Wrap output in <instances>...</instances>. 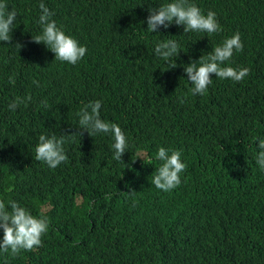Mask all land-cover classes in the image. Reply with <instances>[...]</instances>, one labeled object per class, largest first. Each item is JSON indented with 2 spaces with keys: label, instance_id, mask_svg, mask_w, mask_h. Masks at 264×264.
<instances>
[{
  "label": "trees",
  "instance_id": "16d2710c",
  "mask_svg": "<svg viewBox=\"0 0 264 264\" xmlns=\"http://www.w3.org/2000/svg\"><path fill=\"white\" fill-rule=\"evenodd\" d=\"M41 2L87 48L77 64L32 42ZM168 2L7 0L18 13L12 44L23 47L0 43V200L46 215L49 230L38 248L0 252V264H264V171L256 163L264 0H189L205 15L215 12L222 30L183 33L173 23L150 32L148 8ZM237 32L244 47L227 65L249 75L235 82L212 74L207 93L191 95L184 65ZM169 39L182 51L166 69L154 48ZM28 95L27 106L8 108ZM96 100L101 118L126 135L123 162L113 159L110 134L75 132L78 111ZM41 134L65 136L67 163L49 168L35 159ZM160 147L180 151L186 164L168 192L151 183Z\"/></svg>",
  "mask_w": 264,
  "mask_h": 264
},
{
  "label": "clouds",
  "instance_id": "9594fccd",
  "mask_svg": "<svg viewBox=\"0 0 264 264\" xmlns=\"http://www.w3.org/2000/svg\"><path fill=\"white\" fill-rule=\"evenodd\" d=\"M39 9L37 23L40 25L41 31L38 35H31L32 42L45 45L54 54L57 61L71 65L77 64L86 55L87 48L57 27L55 20L51 19L54 13L43 2L39 4ZM148 12L146 21L147 29L150 32H158L160 27L167 29L173 23L177 26L183 25V33H207L210 36L222 30L216 20L215 12L209 11L205 15L189 0H171L159 7L148 8ZM17 15L15 9H8L7 0H0V43L6 42L5 44L12 45L19 50L23 47L22 44L19 42L12 44V31L16 27L14 25H16ZM243 47L237 32L231 37L225 38L222 44L214 47L210 52L184 65V73L192 85L191 95L206 94L208 86L212 84V74L220 80L230 79L235 82L242 81L249 75L250 70L247 67L237 69L227 65L234 52L242 51ZM154 51L168 64L166 69L177 67L174 58L182 51L177 41L169 39L159 42ZM0 57L4 59L1 55ZM14 82V79L9 77V83ZM33 83L38 86L39 82L34 80ZM31 99L30 95L25 98H17L8 105V108L15 110L20 104L27 106V102ZM181 102L183 101L181 100ZM41 103L45 108L48 107L46 100ZM101 106L99 100L84 105L77 113L78 130L75 132L79 136L83 132H87L91 137L98 133L110 134L114 140L111 146L114 150L113 159L122 161V155L129 147L128 140L116 123L101 118ZM65 142L64 135L59 137L55 134L39 135L38 143L35 146V159L44 162L49 168H56L61 163H67ZM258 147L260 151L256 156V163L264 171V140L258 142ZM137 157L142 160L139 155ZM155 158L162 163L156 169L151 183L164 192L179 186L181 173L186 170V164L181 159V152L160 147ZM110 196L111 194H108L105 199H109ZM0 229L3 231L2 239H0V252L8 253L10 251V254L15 257L21 250L31 251L42 246L41 238L49 230V220L46 215L34 216L27 208L20 206L14 200H10L7 207L5 202L0 200Z\"/></svg>",
  "mask_w": 264,
  "mask_h": 264
}]
</instances>
